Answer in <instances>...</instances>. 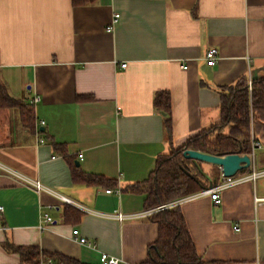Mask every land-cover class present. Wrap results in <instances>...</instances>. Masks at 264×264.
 Here are the masks:
<instances>
[{
  "label": "crops",
  "instance_id": "1",
  "mask_svg": "<svg viewBox=\"0 0 264 264\" xmlns=\"http://www.w3.org/2000/svg\"><path fill=\"white\" fill-rule=\"evenodd\" d=\"M253 75L264 76V0H0V83L18 101L0 106V163L72 200L1 171L0 264H21L12 247L23 245L87 264H101L102 253L120 264L149 260L158 223L111 213L147 210L146 194L131 186L217 121L222 91ZM162 90L171 95L169 132L153 104ZM22 105L33 109L30 121ZM252 160L241 173L264 170V146ZM78 168L116 183L76 181ZM220 195L219 204L210 194L180 204L198 254L208 264H264V175ZM45 215L54 222L42 228Z\"/></svg>",
  "mask_w": 264,
  "mask_h": 264
},
{
  "label": "trees",
  "instance_id": "2",
  "mask_svg": "<svg viewBox=\"0 0 264 264\" xmlns=\"http://www.w3.org/2000/svg\"><path fill=\"white\" fill-rule=\"evenodd\" d=\"M75 5H84L96 0H72ZM251 81V83H250ZM219 119L189 138L178 148L171 147L168 153L156 159V167L147 179L131 186L134 192L146 194L148 209L179 197L194 194L211 184L212 177L219 178V166L212 165L211 173L203 170L204 162L184 157L185 149H197L217 155L248 153L254 143L264 146V77L239 79L229 90L221 93ZM18 105V101L7 95L0 83V106ZM153 104L165 113L166 131L171 130V95L167 90L156 93ZM24 117L31 120L33 109L22 105ZM27 109V110H26ZM54 146H58L54 142ZM73 178L86 184L111 185V178L100 174H87L79 168ZM78 216L75 211L67 213ZM159 226V237L149 247V260L141 264H208L202 260L195 248L186 219L180 206L166 208L151 214ZM12 249L21 256V264H87L60 252H48L36 245L14 246Z\"/></svg>",
  "mask_w": 264,
  "mask_h": 264
},
{
  "label": "built area",
  "instance_id": "3",
  "mask_svg": "<svg viewBox=\"0 0 264 264\" xmlns=\"http://www.w3.org/2000/svg\"><path fill=\"white\" fill-rule=\"evenodd\" d=\"M119 16H120V14L118 12H116V14L113 17V20H114L113 23L114 24L117 23ZM114 24L109 25L108 29H112ZM218 54H219V49H217L216 47H212V48L208 49V51L206 52V61H208V64H210V65L215 64L217 61L216 59L218 57ZM122 66L123 67L127 66V63H123ZM250 83H251V81H250ZM39 100H40V96H35L33 98V103H35ZM41 141H43V139H41ZM253 145H254L253 151L250 152V154H249V155H251V157H253L255 149L262 146L259 143H254ZM80 157L82 158V154L80 155ZM251 167H253V163H252ZM249 169H251V168H249ZM1 171L4 172L5 174L7 173L8 175L12 176L13 178H15L19 182H23V183H26L28 185H31L38 193L53 194L54 196H56L59 199V201H61L63 203H65V202L72 203V200L68 196H66L65 194L63 195V194L59 193L56 189H54L52 187L49 188L41 180H38V179L34 180V179L28 177L27 175H25L23 172L18 171L17 169H15V168L7 165V164L5 165L3 163H0V172ZM221 175H222L221 180L218 183L213 184V185H208V187H205L201 191L195 192L194 194L179 197V199H175V200H172L169 202H165V204H161V205H158L156 207H151V209H147V210L137 212V213H124V212H121L119 210H115L113 213H111V216L116 217L120 221H123V219H129V218L151 216V214H153L154 212L165 210L166 208L180 206V204L185 202V201L192 200L195 197H198L201 195H208V194H210V196L213 199V202L215 204H219L222 201L220 193L222 192L223 189L236 186L237 184L245 182L247 180L256 179L259 176H263L264 170L256 171L255 169H253L251 171V173H249V174H244V173H241L240 171H238L233 176H226L223 174H221ZM113 191L114 190L112 188H107V190H106V192H113ZM116 192H119V190H116ZM0 211H3V207L1 205H0ZM52 222H54L53 217L50 215H45L41 219V227L46 228L49 225H51ZM236 228L238 230L239 226H237ZM3 229H6V227H3ZM72 234H73V237H75L79 242H81L83 244H90L88 238L85 237L84 235H82L78 228L73 229ZM100 263L101 264H120V260L117 257L108 255L107 253H102L100 256Z\"/></svg>",
  "mask_w": 264,
  "mask_h": 264
},
{
  "label": "water",
  "instance_id": "4",
  "mask_svg": "<svg viewBox=\"0 0 264 264\" xmlns=\"http://www.w3.org/2000/svg\"><path fill=\"white\" fill-rule=\"evenodd\" d=\"M252 79H259V77L253 75ZM183 155L188 159H195L204 163L215 164L219 166L221 174L226 176H233L240 170L249 169L253 163L252 157L248 153L217 155L192 148L185 149ZM76 163L78 165L79 161Z\"/></svg>",
  "mask_w": 264,
  "mask_h": 264
},
{
  "label": "rangeland",
  "instance_id": "5",
  "mask_svg": "<svg viewBox=\"0 0 264 264\" xmlns=\"http://www.w3.org/2000/svg\"><path fill=\"white\" fill-rule=\"evenodd\" d=\"M204 168L206 169V170H209V171H211L212 170V165H207V166H204ZM211 169V170H210Z\"/></svg>",
  "mask_w": 264,
  "mask_h": 264
}]
</instances>
